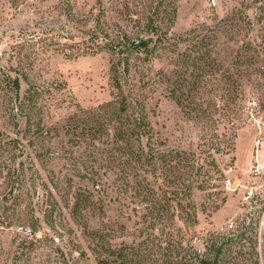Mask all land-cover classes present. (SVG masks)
Returning <instances> with one entry per match:
<instances>
[{
	"label": "rangeland",
	"instance_id": "374dc122",
	"mask_svg": "<svg viewBox=\"0 0 264 264\" xmlns=\"http://www.w3.org/2000/svg\"><path fill=\"white\" fill-rule=\"evenodd\" d=\"M263 2L0 0V264H187L211 232L264 264ZM192 70L196 96L175 90ZM31 84L43 136L18 108Z\"/></svg>",
	"mask_w": 264,
	"mask_h": 264
},
{
	"label": "trees",
	"instance_id": "16d2710c",
	"mask_svg": "<svg viewBox=\"0 0 264 264\" xmlns=\"http://www.w3.org/2000/svg\"><path fill=\"white\" fill-rule=\"evenodd\" d=\"M259 10L260 12V19H264V2L261 3L259 5ZM172 14L170 13L169 16V26H168V30L166 29L165 33H167L169 31V29L172 27V25L174 24V19H175V13H176V8L173 7L172 9ZM147 42L145 41H141L140 39H136L133 38V40L128 43L127 45H125V48H127L126 50L128 51H136L139 47L142 46H146ZM198 51H201L198 50ZM27 59H30V56H28ZM184 64H186V66L188 67V69L190 68V66L195 65V63L192 62V60H190L189 58H186V61L184 62ZM208 65H210V63H207ZM189 72V71H186ZM192 72L194 73H189V75L192 77V79H190L188 82L190 84V86H187L185 83H183L182 81H177L176 86H175V90H181L183 89V86L188 87V91L190 90L191 92L193 90H196L195 94H192L193 96H196V94L201 93V89H200V85L198 83V81L196 80V78L198 76H200L197 72H195L194 70H192ZM143 75H145V73H143ZM189 76V77H190ZM27 78V77H26ZM178 84V85H177ZM179 86V87H178ZM199 87V89H198ZM177 88V89H176ZM226 91L228 92V88H226ZM41 90L31 84L30 87L26 90V94L24 96L23 101L20 102V105L18 106L20 112L22 113V115L25 117L26 119V123H27V128L25 129V135L26 134H30L31 133H38L40 135L43 136V134L41 133L43 130V127L41 125L40 122V117H37L39 113H41V108L38 105L37 100L40 98L41 96ZM171 95L173 97H176L175 93L172 92ZM182 96H186V92H182L181 93ZM178 101L181 103L183 102V100H179ZM227 99H231L230 102H235L238 100V96L233 97V96H229L227 97ZM184 100H186L184 98ZM191 100V99H190ZM191 104H196V106L194 107H188L191 108L193 110H199V113L196 115V118L200 121V122H206V123H210L209 126L212 127L214 126L217 129V126L219 125V123L221 122L220 117L216 118V111H219V108H217L214 112L210 111V109L207 108H203L202 107V103H195V101H190ZM182 105L185 107V105L182 103ZM225 106H227V104H225ZM225 109V108H222ZM226 109H230L229 105L227 106ZM226 115V114H224ZM220 116L221 113H220ZM37 118V121H36ZM141 120V124H144L145 126L148 125L147 121H146V116L142 113L141 116L139 117ZM235 127V123L232 122L231 128L233 129ZM235 131V130H233ZM38 135V136H40ZM212 137V136H211ZM219 137L217 136L216 139H209L208 145L210 148H213L216 152H223L225 150V148L228 146H232L234 145V140L233 139H218ZM225 144V145H224ZM212 164L216 165V162L214 159H212ZM222 175V174H221ZM223 176V175H222ZM201 187H205L204 185H202ZM226 201V198L223 197L222 198V202L224 203ZM56 204V201H53ZM213 211H217L220 208V203H215L213 206ZM54 209V207H53ZM204 209H207L206 206H204ZM212 211V212H213ZM208 215H211V212L207 213ZM248 220L243 218V222L240 224V226L238 227V229H236V231H238V237L243 238L246 234H248L249 232H252V223H248ZM234 236H226L222 233H218V232H211L209 233L205 239H204V251L203 253H201V251H199L198 249H192L191 253H190V259L188 260L187 264H236L235 263V259L232 255V253L234 252L233 250V240H234ZM175 243V242H174ZM174 243L172 242V246H174Z\"/></svg>",
	"mask_w": 264,
	"mask_h": 264
},
{
	"label": "built area",
	"instance_id": "2783aa9c",
	"mask_svg": "<svg viewBox=\"0 0 264 264\" xmlns=\"http://www.w3.org/2000/svg\"><path fill=\"white\" fill-rule=\"evenodd\" d=\"M257 168L259 169L260 167L258 166ZM225 182H226V186H227V185H229V184L231 183V179L228 178ZM227 188H228V187H227ZM232 226H233V224L231 223V224H230V227H232Z\"/></svg>",
	"mask_w": 264,
	"mask_h": 264
}]
</instances>
